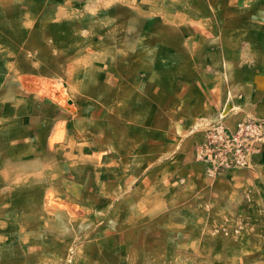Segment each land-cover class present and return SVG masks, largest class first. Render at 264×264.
I'll use <instances>...</instances> for the list:
<instances>
[{"label": "rangeland", "instance_id": "1", "mask_svg": "<svg viewBox=\"0 0 264 264\" xmlns=\"http://www.w3.org/2000/svg\"><path fill=\"white\" fill-rule=\"evenodd\" d=\"M207 2L0 0V264H264V179L237 174L252 167L178 177L170 213L142 233L137 170H123L117 203L58 199L52 186L67 180L51 169L50 149L70 143L78 81L95 79L104 93L134 70L146 82L163 18L209 17ZM90 175L89 197L114 191Z\"/></svg>", "mask_w": 264, "mask_h": 264}, {"label": "crops", "instance_id": "2", "mask_svg": "<svg viewBox=\"0 0 264 264\" xmlns=\"http://www.w3.org/2000/svg\"><path fill=\"white\" fill-rule=\"evenodd\" d=\"M207 6L209 17L180 16L179 24L163 18L162 48L153 51L146 82L134 70L117 75L104 93L95 79L78 81L83 92L70 101V143L50 149L51 169L63 167L67 177L52 185L59 186L53 187L58 199L117 203L123 170H137L130 186L137 191L134 227L142 233L144 223L148 228L150 219L170 213L177 178L203 172L193 149L207 123L219 114L230 127L264 117V0H209ZM253 163L237 174L255 171L264 179V145ZM92 169L94 183L113 184V192L98 188L89 197Z\"/></svg>", "mask_w": 264, "mask_h": 264}, {"label": "built area", "instance_id": "3", "mask_svg": "<svg viewBox=\"0 0 264 264\" xmlns=\"http://www.w3.org/2000/svg\"><path fill=\"white\" fill-rule=\"evenodd\" d=\"M202 131V140L193 149V160L210 177L252 167L264 145V117H248L230 127L219 114Z\"/></svg>", "mask_w": 264, "mask_h": 264}]
</instances>
